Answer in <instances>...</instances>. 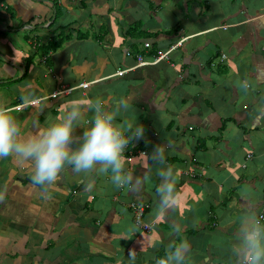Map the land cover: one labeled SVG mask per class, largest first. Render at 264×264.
Here are the masks:
<instances>
[{
  "label": "crops",
  "instance_id": "obj_1",
  "mask_svg": "<svg viewBox=\"0 0 264 264\" xmlns=\"http://www.w3.org/2000/svg\"><path fill=\"white\" fill-rule=\"evenodd\" d=\"M65 26L62 47L45 53ZM165 54L136 65L137 55ZM97 98L110 110L130 100L117 122L145 133L130 141L125 168L143 176L142 153L163 146L175 202L158 212L156 165L138 189L65 168L45 190L31 183V161L0 158V264H167L182 240L183 264H237L245 205L264 224V0H0V107L22 133L78 103V137ZM130 203L149 204V230L135 225Z\"/></svg>",
  "mask_w": 264,
  "mask_h": 264
},
{
  "label": "clouds",
  "instance_id": "obj_2",
  "mask_svg": "<svg viewBox=\"0 0 264 264\" xmlns=\"http://www.w3.org/2000/svg\"><path fill=\"white\" fill-rule=\"evenodd\" d=\"M175 48L172 47V50ZM156 59L145 61L143 58L147 63L143 66H149ZM242 86L247 87V83ZM24 99L27 102L29 97ZM129 105L130 100L121 98L110 110L102 99L90 101L87 108L92 117L87 121L89 126L78 137L74 133L80 126L83 111L78 103L73 104L58 119L53 118L42 131L34 135L22 133V125L17 118L6 107H0V158L12 157L17 163L31 161V183L45 190L46 186L56 184L65 168H71L75 173H110L114 186L138 189L151 179L152 165H156V174L160 178L157 187L158 212L163 214L175 202L174 169L166 165L164 147L157 145L151 153H143L149 162L143 176L134 177L126 170L124 153L130 141L142 139L145 133L143 124L137 121L117 122L120 111L126 110ZM87 187L91 188L92 183L87 184ZM245 207L231 252L237 264H264V224L257 218L250 203ZM188 249L187 240L177 243L167 255V264H183ZM129 256L134 259L131 251ZM159 264H165V261L161 260Z\"/></svg>",
  "mask_w": 264,
  "mask_h": 264
},
{
  "label": "built area",
  "instance_id": "obj_3",
  "mask_svg": "<svg viewBox=\"0 0 264 264\" xmlns=\"http://www.w3.org/2000/svg\"><path fill=\"white\" fill-rule=\"evenodd\" d=\"M166 55L164 56H161L159 58H157L156 60H160L162 58H164ZM136 61H137V66H143V65H146L147 63L143 60V57L141 55H137L136 56ZM120 75L123 73V72H118ZM89 84H80L79 88H82V89H86L88 87ZM73 89V88H72ZM71 91V89H64L62 91H59V92H52V94H50L47 98H51V99H56L57 96L59 94H67ZM36 102L34 101L33 103H29V104H26V105H20L18 107H16L17 110L21 111L23 110V108H25L27 105H33L35 104ZM129 147H127L126 150H128ZM143 155V153H142ZM132 155L130 154V157ZM185 175H190L191 178L193 177V175L191 174H185ZM129 208L130 210L132 211L133 213V220H134V223L135 225H137L139 228H141L143 231H147L150 229V227L148 225H145L143 222H142V219H143V216L145 215V212L149 209V204L147 203H142V204H136V203H130L129 205Z\"/></svg>",
  "mask_w": 264,
  "mask_h": 264
},
{
  "label": "trees",
  "instance_id": "obj_4",
  "mask_svg": "<svg viewBox=\"0 0 264 264\" xmlns=\"http://www.w3.org/2000/svg\"><path fill=\"white\" fill-rule=\"evenodd\" d=\"M72 26H65L64 28L62 27H59L57 29H61L60 30V33H57V30H54L52 32V35H51V38L49 40V42L47 43V45L45 47H43L42 49H44L45 53L46 51L47 52H50V51H57L58 49H60L63 45V43L66 41V34L65 32L70 29ZM57 33V34H56ZM78 35V38H83L84 36H82L81 34H77ZM31 58V57H29ZM27 62H29V60H27ZM19 111V110H18ZM223 127V125H222Z\"/></svg>",
  "mask_w": 264,
  "mask_h": 264
},
{
  "label": "rangeland",
  "instance_id": "obj_5",
  "mask_svg": "<svg viewBox=\"0 0 264 264\" xmlns=\"http://www.w3.org/2000/svg\"><path fill=\"white\" fill-rule=\"evenodd\" d=\"M50 31L52 30V28H51V26H50V29H49ZM21 113V112H20ZM19 114V113H18ZM22 114V113H21Z\"/></svg>",
  "mask_w": 264,
  "mask_h": 264
}]
</instances>
